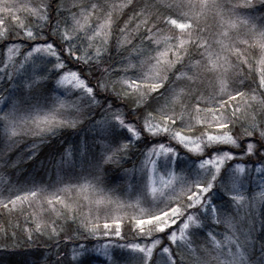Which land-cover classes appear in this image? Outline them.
Segmentation results:
<instances>
[{
    "label": "snow or ice",
    "instance_id": "snow-or-ice-1",
    "mask_svg": "<svg viewBox=\"0 0 264 264\" xmlns=\"http://www.w3.org/2000/svg\"><path fill=\"white\" fill-rule=\"evenodd\" d=\"M0 54V172H56L0 189V250L264 264L254 223L231 215L264 207V0H0ZM82 126L94 135L70 146Z\"/></svg>",
    "mask_w": 264,
    "mask_h": 264
},
{
    "label": "trees",
    "instance_id": "trees-1",
    "mask_svg": "<svg viewBox=\"0 0 264 264\" xmlns=\"http://www.w3.org/2000/svg\"><path fill=\"white\" fill-rule=\"evenodd\" d=\"M208 23L209 25H213L214 22L211 19H209ZM88 132H86V130L82 128L81 130L78 131V133L73 134L70 137V139L68 140V144L70 146H73L80 144L82 141L90 140L93 136V132H91L90 130ZM31 139H32L31 137L26 138L24 143L29 142ZM23 146L24 145L21 144V147ZM48 151L49 150L47 148L42 149V152L44 153ZM16 155H17L16 152H14V154H11L13 159H15ZM138 159L142 160L143 158L138 157ZM179 159L181 162V169H182L184 167V161L186 160V157L183 155V153H181ZM189 163L191 162L189 161ZM127 167H131V165H127ZM177 172L179 173V170H177ZM122 175H123L122 173L120 174L110 173L111 184H113V186H117V185L127 186L136 182L137 180L134 176H132V177H128L127 180L125 181L120 178ZM32 180H36L38 183H42V186H48L49 184H54L56 181L55 169L51 165H48L46 169H41L35 166L32 161H25V163L18 168H9L6 171L0 172V181H5V183L0 184V189L4 191V195L6 196L8 194L7 188L9 184L12 185L27 184L29 181ZM115 195L120 196L121 199L125 198L122 192L119 191ZM238 209H242V208H238ZM255 210L258 211V220L264 219V216L260 215V213H264V207H260L259 209H255ZM127 238L131 239L132 237L128 236ZM39 246H41L42 248L44 247L43 244H40ZM35 247L36 245H21L20 247L16 248L14 251L19 255L18 259L20 260L11 258L9 257V255L7 256L9 252L13 251L11 249L7 252L0 250V257L7 256V258L2 261L3 264L4 261H6V264H21L22 261L25 260L31 261L32 259H34V257H32L31 255L25 256L24 253L31 252ZM21 256H25V257L21 259ZM156 258H157L156 255H154V259Z\"/></svg>",
    "mask_w": 264,
    "mask_h": 264
},
{
    "label": "rangeland",
    "instance_id": "rangeland-1",
    "mask_svg": "<svg viewBox=\"0 0 264 264\" xmlns=\"http://www.w3.org/2000/svg\"><path fill=\"white\" fill-rule=\"evenodd\" d=\"M2 58H3V54H0V59H2ZM82 128H84L86 130V132L89 131V128L87 126H82ZM93 135H94V133H93ZM11 154H14V152L11 153ZM173 159H175V158H173ZM158 167H159V163H158ZM161 172H163V169H161ZM134 177L137 179L136 183L140 182L141 179H142L141 174H136ZM111 185L113 186V184H111ZM251 187L255 188V185L253 184V185H251ZM239 208H242V209H238L237 207L234 206L232 211H231V215L234 217V219L236 221H238V222H241V223H244V222H247V221H252L254 223V226H255V229H256L257 238L258 239L259 238H264V230L261 229L260 220H258V211L255 210L256 208H253L251 206H249L247 208L244 207V206H240ZM253 217H255V218L253 219ZM241 218H243V220H241ZM220 227L217 228V231L220 232V233L223 232V233H221L222 235L223 234L231 235V231L229 229H227L226 226H220ZM238 227H239V224H238ZM218 238H221V237H218ZM92 239L95 240V238H92ZM128 239L129 238H126V240L121 241L118 237H115V236H113L111 238H104V237L100 238V240L103 241L104 243H113V244H115V243H125V242H127ZM75 247H76L75 244H70L69 252H71V249L75 248ZM158 251H159V249H157V252ZM10 253H12V252H9L7 254V256L9 255V257H11V258L18 259V257H19L18 254H10ZM7 256H1L0 257V262H2L4 259H6ZM25 256H21V259H23V257H25ZM18 260H20V259H18ZM103 260H104L103 256L96 255V256H93L91 258V264H102ZM4 264H6V261H4Z\"/></svg>",
    "mask_w": 264,
    "mask_h": 264
}]
</instances>
